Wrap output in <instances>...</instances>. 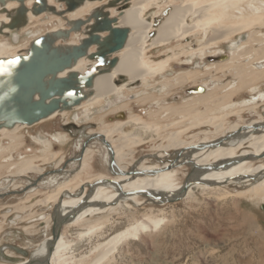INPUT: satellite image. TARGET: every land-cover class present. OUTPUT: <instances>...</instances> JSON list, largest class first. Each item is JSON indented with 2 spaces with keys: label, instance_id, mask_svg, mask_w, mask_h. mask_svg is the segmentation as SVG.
Returning a JSON list of instances; mask_svg holds the SVG:
<instances>
[{
  "label": "bare ground",
  "instance_id": "6f19581e",
  "mask_svg": "<svg viewBox=\"0 0 264 264\" xmlns=\"http://www.w3.org/2000/svg\"><path fill=\"white\" fill-rule=\"evenodd\" d=\"M98 1L85 0L80 6L68 12L70 16L66 18L69 20L85 19L86 16L84 18L81 16L83 13L89 14L93 8L107 0L99 1L100 3ZM24 2L27 6L28 21L16 29L8 28L7 24L10 18L6 11L15 9L18 2L8 0L4 2V5L0 4L1 36H8L19 29L27 30L33 19L47 13L34 14L30 11L34 0H24ZM56 2V0H47L48 4L54 6ZM122 4L109 8L110 16L117 17V25L129 28L124 46L113 55L118 57V62L109 72L98 74L95 77L93 87L86 89V92H92L87 99L74 106L72 110L57 111L37 123L53 119L57 113L64 115L65 111L75 112L80 108L87 111L94 104H101L100 110L107 111L112 106L137 96L135 93L121 94L125 86L127 88L138 87L141 82L147 85L149 80L156 76L167 74L170 71V63L174 59L197 51L204 55L206 47L211 48L222 42L229 43L228 54H222L224 49H220L217 52V54H221L217 55L220 60L217 59L215 60L217 62L214 61L208 65L207 71L228 73L232 79L236 80V83L216 85L209 91L199 87L192 90L195 94L179 106H160V109L166 112V119L170 118L169 122L163 125L151 126L142 122V117L130 114L127 115V119H118L112 122L103 121L96 128L97 130L89 128L88 131H85V127H81L78 130L79 137L93 138V144H100L103 152L106 150L108 155L105 152L104 155L107 156L108 160L106 161L111 166V172H92L94 150L89 145L83 147L84 142H88L87 139L84 140L81 152L72 158V160L78 161L73 177L58 183V179L55 177L59 178L60 174L53 175L54 177L49 179V183H53L51 191L30 205H39L43 208L53 204L51 214L42 221L51 227L49 236L40 246L36 245L30 258H23L11 263L0 262V264H98L109 256L113 257L119 243L127 239H137L143 231L158 227L161 218L147 212L137 215V208L147 202L163 205L169 201L177 200L179 195L181 198L189 196L194 189H219L231 183H240L241 187L247 186L246 189L238 191V194L241 195H260L264 191V115L259 114V117L249 122H241L242 112L245 109H255L259 105H264V91L259 90L261 81H264V64L253 68L256 57L264 55V47H252L253 43L264 44V35L260 33L264 26V0H128L121 8L122 10H119V6L121 7ZM151 4H157L160 12L164 10L163 17L161 15L162 20L158 21L159 18H156L155 23L157 24L154 27L152 26L154 17L149 20L143 16ZM248 6H254L255 10L252 9V13L244 15V10ZM112 8H115L116 12L110 10ZM86 24H90V22L82 23L81 29L71 32L70 37L72 33H78L83 38ZM59 28H62L61 24L52 30ZM65 28L68 26L65 25ZM235 31H238L237 38L227 41L228 35ZM100 34L104 36L106 32ZM70 37L63 41L59 40L58 43L74 45L78 44L81 39L79 38L78 43H69ZM179 40L184 41V45H179V48L171 47L170 44ZM5 46L0 45V57L9 58L22 53L21 48H17L18 46H13L9 50L7 47H11V45ZM155 47H163L162 49L165 48V50L153 56L151 53ZM95 48L97 45H92L89 52H93ZM95 63V60L81 57L72 70L84 72ZM68 71L69 69L65 70L59 76H64ZM195 75L194 72L178 75L176 84H183ZM119 76H125L126 79L116 83ZM163 86L172 88L174 85L167 82ZM218 89L225 91L219 96ZM244 91H255L258 96L254 97V93H251L252 96L244 98L241 104H238V101H235V96L240 97ZM113 94H115L113 98L107 99L103 105L102 100ZM107 114L110 113L102 114L101 118ZM151 114L152 112L148 113V115ZM119 116L124 117V114ZM174 116H178V119L173 118ZM234 116L239 119L232 121L231 117ZM131 124H133V128H130ZM26 126L25 124H16L10 129L0 128V138L5 137L10 141H19L17 131ZM173 127L174 129H172ZM205 127L209 128L202 129ZM68 128V130L72 129V125H69ZM197 128L200 130L195 132L191 139L185 137ZM74 130L76 131L77 128ZM160 133H163L162 139L165 144L159 143L152 147L156 150L155 157L149 159L144 157L135 161V153L132 148L137 145H145L148 142L146 136L156 137ZM58 135L61 134H54V137H58ZM59 139L57 138V140ZM48 145L45 140V148ZM54 156L56 154L51 157L45 156L42 159L45 163H49ZM38 158L39 156L22 157L18 163L11 162L4 166L0 163V169L11 164L8 167L9 174L7 176L12 177L5 178L8 181L7 185L13 184V189L18 188L19 184L16 183L15 178L33 179L28 176L30 172L37 173L38 177H45L44 167L36 163ZM128 158H130L129 161H127ZM60 162L61 160L57 164ZM14 165H16V169H11ZM188 166L189 169L186 173L185 169ZM53 171H49L48 174L61 172L62 168ZM183 172L186 173L184 178L181 177ZM37 181L38 179L31 180V184L28 186L32 188L39 186ZM187 183L190 185L185 190L184 187ZM3 188L0 186V190ZM32 192V194H38L40 190L32 189ZM226 194L230 195L231 192L226 191ZM28 207L24 203H18L13 206V209L11 206H5L3 217L6 219L14 215V219L16 217L19 221L28 220L26 215L21 214ZM122 212L127 213L126 218L131 222L119 230L109 231L111 222L107 218L108 215L114 216ZM31 217H35V215ZM71 231L77 233L76 241L75 239L71 241ZM89 240L90 242L96 240V242L89 250L87 249L88 251L74 255L73 244L80 241V243L83 242L81 245H85V241ZM93 251L95 253L89 259ZM5 254L6 258L12 257L8 252ZM109 261L108 258V263Z\"/></svg>",
  "mask_w": 264,
  "mask_h": 264
},
{
  "label": "rangeland",
  "instance_id": "374dc122",
  "mask_svg": "<svg viewBox=\"0 0 264 264\" xmlns=\"http://www.w3.org/2000/svg\"><path fill=\"white\" fill-rule=\"evenodd\" d=\"M55 6L58 9L62 5L56 2ZM253 7L248 6L245 8L244 15L252 13V9L255 10ZM110 10L116 12L115 8ZM159 12L157 4H151L143 16L149 20H152V17H154L152 21V26L154 27L157 24L155 23L156 18H159L158 21L162 20L164 10ZM87 14L85 12L81 16L84 18ZM65 16L69 18L70 15L67 13ZM57 17L58 15L50 12L41 14L38 18L33 19L27 30L19 29L13 31L8 36L0 35V45H6L5 47L11 45V47H7L8 50L9 48H13V46H18L17 48H21V52H23L34 37L45 31H55L52 29L59 27L60 24L62 28H65V19L61 16ZM237 32L230 33L226 40L236 39ZM260 33L264 35V26L261 28ZM79 38H81L80 34L72 33L69 43H78ZM184 43V41L179 40L170 45L171 47L179 48V45H184ZM261 46L264 47V44L258 42L252 45L253 48H259ZM162 48L155 47L151 55L155 56L156 54H160V52L165 50V48ZM228 48L229 43L222 42L211 48L206 47L204 54L206 56L201 55V52L197 51L174 59L170 63V71L167 74L156 76L149 80L147 85L141 82L138 87L127 88L125 86L121 94L127 95L135 93L137 96L134 99H129L112 106L107 110L109 112H102L100 110L102 105L94 104L87 111L84 108L75 110V112L65 111L66 114L64 115L57 113L53 119L44 120L41 123H36L29 127L26 126L17 131L19 141H10L5 137H1L0 163L3 166L11 162L13 164L18 163L22 157L39 156L36 159V163L44 167L46 174L45 177L39 176L41 177L40 179L35 172L28 174L30 178H33L30 180H27L26 177L15 178L19 187L13 189V184L7 185L8 181H6V179L12 177L10 175L7 176L9 174L8 167L11 164L0 169V186L2 188L4 187L0 190V262L11 263L22 260L23 258H30L36 249V245L40 246L49 236L51 227L42 221L46 220L51 214L53 204L43 208L39 205H30L51 191L53 183H49V179L50 177H54L53 175L60 174L59 178L55 177V179H58V183L73 177V172L76 170L78 161L72 160V158L79 155L84 140H88L86 147L89 145L94 150V169L91 168L92 172H111V166L106 161L108 160L107 156L104 155V152L107 153L106 150L103 152L100 144H93V138H84L83 136H78V142L75 141L74 144V140L71 138L74 135L68 134V131L62 128L61 123L63 119L65 123L69 122L68 116L76 124L80 122L87 124L89 122L87 124V131L89 128L97 130L96 128L103 121L112 122L118 119H127L130 114L142 117V122L151 126L163 125L169 122L170 118L166 119V112H163L164 110H161L160 106H179L195 94L192 90L199 87H203L205 91H209L216 85H226L229 82L232 84L233 82L236 83V80L232 79V76L228 73L223 74L213 70L207 71L208 65L214 62V60H210V57H219L217 56V52L220 49H224L222 51H225L226 54ZM259 64H264V55L256 57L253 68ZM189 72H194L196 75L183 84H176V76ZM249 72L251 71L249 70ZM215 77L217 79H214ZM167 82L174 86L172 88L164 87L163 84ZM259 86V90L264 91V81H261ZM224 91L223 89H218V95H222ZM251 93H254V97L258 96V93H255V91H244L240 97L235 96V101L241 104L244 98L253 95ZM114 95L102 100L103 105L107 99H112ZM200 107L203 108V106ZM117 110L118 112H115ZM150 111L152 114L148 115V113H151ZM104 113L110 114L101 118V115ZM122 113L124 117L119 116ZM259 114L264 115V105H259L255 109H245L242 112L243 118L241 122H249L259 117ZM177 117L174 116L173 118ZM236 119L239 118L237 116L231 117L232 121ZM72 124L74 125V123ZM73 125L72 128H74ZM131 126L130 128H133V124ZM82 127L86 128V126ZM206 128L209 127L202 129ZM199 130L198 128L194 129L185 137L191 139V136ZM58 133L61 135L54 137V134ZM162 134L160 133V135L150 138L146 136L148 142L145 145L133 147L135 161H139L140 158L144 157H148V159L154 158L156 150L152 149V147L157 146L159 143H164ZM57 138L60 139L57 140ZM45 140L49 144L47 148H45ZM53 154H56V156L50 159L49 163L43 161V157H51ZM171 157L173 158L174 155ZM59 160L61 162L57 164ZM60 168H62L61 172L48 174L49 171L52 172ZM103 168L104 170H102ZM11 169H16V165ZM188 169L189 166L185 169L186 173ZM186 173L183 172L181 177L184 178ZM35 179H38L37 185L39 186H33V188L28 186L31 184V180ZM240 185V183H231L219 189H194L189 196L169 201L163 205L147 202L138 207L137 215H142L145 212L150 215L152 213L153 216L162 219L161 223L155 229L143 231L137 239H127L119 243L116 246L113 257H108L110 260L109 263L108 258H105L98 264H264V191L260 195H241L238 194V191L246 189L247 186L241 187ZM32 189L40 190V192L38 194H32ZM226 191H230L231 194L227 195ZM29 193L32 194L30 198H28ZM18 203H24L26 206H29L21 213L24 216L26 215L28 220L19 221L16 217L15 220L14 215L5 219L3 217L4 207L11 206V209H13V206ZM122 214L124 212L114 216L112 214L108 215L107 218L111 222V226L109 227L112 229L109 231L114 232L119 230L131 222V220L126 218L127 213L120 217ZM33 215L35 217H31ZM70 235L71 241H74V239L76 241V238H78L75 231H71ZM94 242L96 240H92L91 242L90 240L85 241V245H81L83 242H76L72 246V250L74 249L73 252L75 251L74 255L85 252L87 249L89 250ZM5 252H8L12 257L6 258ZM94 253L95 251L90 254L89 259L92 258Z\"/></svg>",
  "mask_w": 264,
  "mask_h": 264
},
{
  "label": "water",
  "instance_id": "95a60500",
  "mask_svg": "<svg viewBox=\"0 0 264 264\" xmlns=\"http://www.w3.org/2000/svg\"><path fill=\"white\" fill-rule=\"evenodd\" d=\"M5 1L8 0H0V4L4 5ZM16 1L18 6L6 11L10 18L7 24L9 29L19 28L28 21L24 0ZM56 1L63 4V7L56 9L47 0H34L30 11L34 14L50 12L61 16L65 18L68 28L48 31L34 38L17 56L0 57V62H3L0 65V128L10 129L16 124L31 126L57 111L72 110L92 93L86 92V89L93 87L95 77L109 72L118 62V57L113 55L124 46L129 28L118 26L117 17L110 16L109 8L123 3L119 6V10H122L128 0H107L93 8L85 19L76 20L67 19L65 14L85 0ZM84 22L90 24L84 26L85 36L78 44L58 43L59 40L68 39L71 32L79 31ZM103 32H106L104 36L100 34ZM94 44L97 48L89 52ZM81 57L95 60L96 63L84 72L72 70ZM217 59L220 60L218 57H210V60ZM11 60L18 62L9 65L7 62ZM67 69L69 71L64 76H59ZM125 79V76H119L116 83ZM87 144V141L84 142L83 147ZM107 146L111 149L108 143ZM189 185L187 183L184 189Z\"/></svg>",
  "mask_w": 264,
  "mask_h": 264
},
{
  "label": "flooded vegetation",
  "instance_id": "af4514ba",
  "mask_svg": "<svg viewBox=\"0 0 264 264\" xmlns=\"http://www.w3.org/2000/svg\"><path fill=\"white\" fill-rule=\"evenodd\" d=\"M222 54H225V52H221ZM218 55V54H217ZM221 55V54H220ZM116 117H118V116H116ZM68 118V120H69V122H63V120H62V123H61V125H62V128L65 130V131H68L67 133L68 134H71V135H74V137H71L73 140H74V144H75V141L76 142H78V140H77V138H78V130H80V128L82 127V126H86V128H85V130L87 131V124L89 123H87V124H84V123H75V122H73V120L71 121V119H70V117L68 116L67 117ZM72 123H74V125L76 126V127H74V128H77V130L75 131L74 130V128H72V129H70V130H68L69 128H68V126L69 125H73Z\"/></svg>",
  "mask_w": 264,
  "mask_h": 264
},
{
  "label": "snow or ice",
  "instance_id": "6c2138e0",
  "mask_svg": "<svg viewBox=\"0 0 264 264\" xmlns=\"http://www.w3.org/2000/svg\"><path fill=\"white\" fill-rule=\"evenodd\" d=\"M17 62H18L17 60H11V61H8L7 63L10 65V64H15ZM2 64H3V62H0V65H2ZM3 70L7 71V68H4Z\"/></svg>",
  "mask_w": 264,
  "mask_h": 264
}]
</instances>
